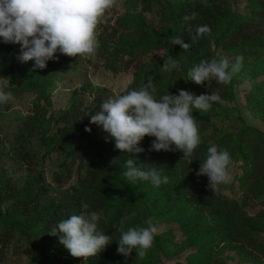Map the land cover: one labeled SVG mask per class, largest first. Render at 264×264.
Wrapping results in <instances>:
<instances>
[{
  "label": "trees",
  "instance_id": "1",
  "mask_svg": "<svg viewBox=\"0 0 264 264\" xmlns=\"http://www.w3.org/2000/svg\"><path fill=\"white\" fill-rule=\"evenodd\" d=\"M238 3V0L124 1L114 24L101 30L99 48L110 72L127 70L138 63L133 83L126 92L143 87L150 77L157 96L166 91L176 94L180 89L196 95L216 90L229 105H214L203 113L192 112L201 142L187 158L182 159L180 151H152L153 138L144 137L140 144L143 152L136 158L140 163L162 167L163 174L169 176L167 184L153 187L148 182L130 183L121 175L127 154L115 149L112 142H106L104 133L90 123L88 115L98 109L101 99L97 104L94 99L86 107L89 111L83 112L80 90L75 89L66 109L47 111L38 104L24 120L28 130L15 135L11 151L0 150V252L21 241L33 248L28 264H216L219 248L230 247L237 250L242 262L264 264V243L259 238L264 231V133L247 125L241 109L234 104L237 85L248 80L250 94L246 108L254 118L264 122V79L256 80L264 75V0ZM152 13L157 21L149 22L147 16ZM192 13L194 20H182ZM189 24H207L210 30L191 41L194 29ZM177 36L190 47L183 50L179 45H171L170 38ZM18 51L17 45L0 43V78L10 84L1 91H10L13 96L38 90L49 105L52 98L48 87L57 73L64 72L63 67L68 69L72 59L57 57L48 61L44 69H33L30 61L17 62ZM151 53L154 55L150 58L154 59L144 57ZM237 55L243 58L242 68L228 84H216L210 79L202 85L211 91L204 93L200 85L187 80V70L201 60L220 56L231 60ZM169 56L180 62L179 71L161 70L162 58ZM11 103V100L0 103V113L9 110ZM23 138L41 140L46 152L44 160L53 152L63 153L66 163L81 159L75 181L67 189L59 190L62 191L59 196L50 195L52 185L38 172L37 158L20 146ZM211 144L226 149L232 164L241 163L242 174L235 177L241 194L235 198L223 193L224 184L213 192L207 187V177L196 175ZM9 154L27 168L28 175L19 184L13 183L2 164ZM72 163L64 165V174L56 175L55 184L60 186L71 180ZM253 199L263 207L249 216L244 211ZM82 204L88 205L85 211L100 213L99 228L113 235V239L118 238L113 225L121 216L128 217L125 227L144 226V220L152 218L162 228L142 258H135L134 252L128 258L118 254L113 241L97 257L85 261L72 257L56 237L48 234L59 219L79 214ZM174 225L180 227L184 236L180 242L174 234Z\"/></svg>",
  "mask_w": 264,
  "mask_h": 264
},
{
  "label": "clouds",
  "instance_id": "2",
  "mask_svg": "<svg viewBox=\"0 0 264 264\" xmlns=\"http://www.w3.org/2000/svg\"><path fill=\"white\" fill-rule=\"evenodd\" d=\"M112 5L113 0H0V43L17 45L19 51L15 59L21 64L33 61V69H44L48 61L57 58V53L76 58L90 55L98 43L97 24ZM194 19L195 13L182 17L184 22ZM188 26L194 29L191 41L210 30L207 24ZM170 43L183 50L190 47L178 36L171 37ZM162 59L161 70H180V62L173 56ZM242 60L239 55L231 60L227 56L201 60L187 70V80L197 85L210 79L216 84H228L233 75L241 71ZM153 85L149 77L139 89L108 96L88 116L90 123L104 133L106 142H112L115 149L127 154L121 175L133 184L140 181L159 187L169 182L162 167L140 163L136 158L143 152L140 144L144 137L153 138L152 151H180L182 159L187 158L201 142L192 112L203 113L214 105L225 106L229 102L216 90L196 95L180 89L176 94L166 91L157 96ZM11 99L10 91H0V103ZM85 131L90 129L85 128ZM231 164L230 153L211 144L196 175L207 177V187L215 192L219 185L230 180ZM87 208V204H82L79 214L59 219L48 230L72 257L85 261L97 257L113 241L117 244V253L125 258L133 252L135 258H142L152 247L158 233L152 218L145 219L144 226L125 227L128 217L121 216L113 225L118 233V238L113 239V235L100 230V213L85 211Z\"/></svg>",
  "mask_w": 264,
  "mask_h": 264
},
{
  "label": "rangeland",
  "instance_id": "3",
  "mask_svg": "<svg viewBox=\"0 0 264 264\" xmlns=\"http://www.w3.org/2000/svg\"><path fill=\"white\" fill-rule=\"evenodd\" d=\"M126 0H113V5L107 9L104 15L101 17L99 23L96 27V38L97 47L94 53L79 58L68 57L57 53V57L64 59L71 58L72 62L68 65V69L63 67L64 72H59L54 78V81L48 87L50 91L51 103L47 105L45 99L40 97L38 90L32 91H22L19 94L13 95L11 99V107L9 110L0 113V150L1 151H11V147L16 143L15 135L23 131H27L28 127L23 125L26 117L31 113L33 108H36L39 104L41 107L45 108L47 111H55L58 109H66L70 105V97L72 92L76 89L80 91L81 99V109L83 112H88L86 108L92 105L94 99L95 103L98 99L104 100L108 96H116L124 94L133 83V73L136 70L138 63H133V66L127 70L119 69L110 72V68L107 64L105 55L102 54L100 50V33L105 25H113L116 17L121 13L123 8V3ZM173 2V0H170ZM239 3L244 4V0H238ZM157 7V6H156ZM149 22L157 21L154 14H148L147 16ZM156 23V22H154ZM219 53V51H218ZM154 54H148L144 56L146 59L152 57ZM150 59H154L150 58ZM33 61L29 64L33 65ZM32 68V67H31ZM30 68V69H31ZM264 75L257 76L256 80H263ZM206 83V82H204ZM9 82L7 79L0 78V91L9 87ZM83 87L87 88L83 90ZM200 90H205L204 93H209L210 88H204L203 85L199 86ZM83 91V93H81ZM100 92L101 96H97ZM250 94V84L248 80L241 82L237 85V90L235 92L236 101L234 104L238 106L242 112V117H244L246 124L252 127H256L264 133V122L260 119L254 118L249 114L246 108V101L248 95ZM97 104V103H96ZM95 104V105H96ZM55 130L51 132V135ZM25 138V137H24ZM22 140L20 146H25L27 150L30 151L33 157L38 160V172H42L46 179V182L52 185V190H50L51 196H59L63 189H67L76 179V170L79 166L81 159H78L74 163L67 160L64 161L63 153L53 152L48 158L44 160L45 150L42 146L40 139ZM86 145V143H85ZM82 152V151H81ZM73 166L72 176L68 183H64L60 186L55 184L56 175L64 174L65 164H71ZM5 168L8 177L15 184H19L24 181L28 175L27 168L24 164L14 159L10 154L4 159L2 163ZM1 164V165H2ZM240 162H235L231 164L229 168L230 180L224 183L223 193L228 197L235 198L241 194L240 184L235 177L242 174V169ZM263 207V204L257 200H251L245 209V213L249 216L256 215ZM241 209V208H240ZM174 229V234L176 235L177 241L180 242L184 239L182 231L178 225L172 226ZM162 226H158L161 229ZM259 238L264 243V231L259 233ZM0 249L2 245L0 242ZM0 252V264H28L30 259V254L33 251L32 246L26 245L25 243L19 241L17 244H12ZM216 260H219L216 264H253L242 262L239 260L240 256L237 250L234 248H219L216 252ZM65 257H60L64 260ZM169 264V263H168ZM257 264V263H256ZM261 264V263H260Z\"/></svg>",
  "mask_w": 264,
  "mask_h": 264
}]
</instances>
